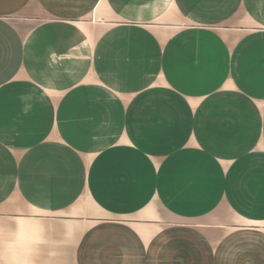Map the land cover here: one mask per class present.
I'll return each mask as SVG.
<instances>
[{
	"label": "crops",
	"instance_id": "crops-1",
	"mask_svg": "<svg viewBox=\"0 0 264 264\" xmlns=\"http://www.w3.org/2000/svg\"><path fill=\"white\" fill-rule=\"evenodd\" d=\"M0 264H264V0H0Z\"/></svg>",
	"mask_w": 264,
	"mask_h": 264
}]
</instances>
